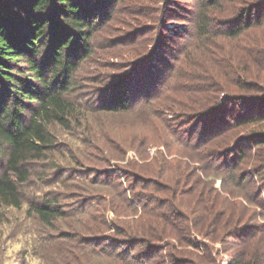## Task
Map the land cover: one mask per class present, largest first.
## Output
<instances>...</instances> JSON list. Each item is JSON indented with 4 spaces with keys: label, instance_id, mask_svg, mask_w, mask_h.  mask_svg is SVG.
I'll return each instance as SVG.
<instances>
[{
    "label": "rangeland",
    "instance_id": "obj_1",
    "mask_svg": "<svg viewBox=\"0 0 264 264\" xmlns=\"http://www.w3.org/2000/svg\"><path fill=\"white\" fill-rule=\"evenodd\" d=\"M219 2L222 8H210L208 13L209 23L217 22L212 33L218 36L220 22L235 15L237 12L232 11L240 4L239 0ZM199 5L197 0H111L106 6L110 17L94 32L92 53L80 63L75 88L66 94L73 105L68 114L70 124L49 126L56 147L45 153L47 160L28 165L29 178L19 185L20 206H0V264L58 261L55 253L59 243L48 242L51 235L77 229L87 236L91 228L97 231L100 227L111 235L113 230H107L111 220H137V215L145 211L133 213L124 206L136 201L168 220V227L177 230L173 233L184 238L186 245L178 247L174 240L165 239L160 243L164 249L150 256L144 255L143 246H136L130 255L122 256L133 264H229L240 255L264 264V205L250 206L241 199L252 196L259 181L239 180L248 168L247 156L253 155V145L242 148L247 156L239 161L232 153L217 155L213 161H202L200 157L231 145L245 133V128L235 126L221 131L208 142L209 135L203 129V124L208 123L202 124L199 117H194L195 103L217 96L210 90L186 92L187 87L197 84L192 64L198 60L199 47L206 42L201 38L199 45L195 37ZM122 84L131 104L124 111L104 109L105 100ZM210 167L212 170H208ZM126 173L140 179L145 175L146 181L141 183ZM158 173L167 179L164 183L170 191L157 189L158 184L163 185ZM200 182L212 189L206 193H218L227 204L240 203L235 211L231 206L234 218L227 212L221 217L228 222L226 233L215 230L216 224L211 228L205 225L202 234L193 229L184 233L185 224L177 218L187 216L186 209L176 205L179 198L191 199L200 189ZM38 192L56 197L57 205L66 214L55 221L56 231L45 227L27 210L28 199ZM208 201L205 193L192 200L198 207L206 203L207 208L211 207ZM236 213L238 218L243 217L240 224L232 221ZM150 216L146 212L139 220L158 229L148 223ZM102 220L106 228L99 224H104ZM157 222L162 221L157 218ZM124 225L117 227L123 229ZM235 227L247 230L234 237ZM98 258L91 256L87 261L100 263Z\"/></svg>",
    "mask_w": 264,
    "mask_h": 264
},
{
    "label": "trees",
    "instance_id": "obj_2",
    "mask_svg": "<svg viewBox=\"0 0 264 264\" xmlns=\"http://www.w3.org/2000/svg\"><path fill=\"white\" fill-rule=\"evenodd\" d=\"M197 1L200 5L195 37L197 44L201 43V38L206 42L199 47L198 60L192 64V75L197 84L187 87L186 92L198 94L210 90L217 96L195 103L194 117H199L202 124L208 123L206 126L203 124L205 134L209 135L208 142L221 131L235 126L245 128V133L231 145L200 157L202 161H213L217 155L223 157L232 153L239 161L247 156L242 148L253 145V155L247 156L248 168L239 180L253 183L257 179L259 188L252 196L241 199L247 205L261 208L264 205V0H239L238 9L232 11L236 9L233 7L231 10L237 13L220 22L219 36L212 33L217 22L213 21V26L208 16L210 8H222L219 0ZM110 3L111 0H0V206H20L22 195L19 185L29 178L28 165L33 161L47 160L44 159L45 153L56 147L49 126L59 124L67 127L70 124L68 114L73 105L66 94L75 88V73L80 63L92 53L94 32L110 17L106 13V6ZM215 38L221 40L215 42ZM222 96L225 98L220 101ZM127 97V89L122 84L105 100L104 109L124 111L131 104ZM179 107L190 108L182 104ZM157 156L160 152L156 153ZM237 165L232 167L231 172ZM126 175L141 183L146 181L145 175L142 179L133 174ZM158 178L163 185L158 184L157 189L170 191L164 183L167 179L159 173ZM200 183V189L194 191L196 194L191 199L179 198L181 201L176 205L186 209L187 216L177 218L185 224L182 227L184 233L193 229L202 234L203 227L208 224L210 228L216 224L215 230L226 233L228 222L221 217L227 212L234 218L235 208L240 203L227 204V200L221 199L218 193H206V190L212 189H208L206 183ZM203 193L209 197L211 207H205L208 206L206 203L198 207L192 202L196 195ZM119 197L121 203L125 201L121 192ZM55 198L38 192L28 199L27 210L45 227L56 231L55 221L64 219L66 214ZM124 206L133 213L145 211L137 215V220H111L112 224L107 227L111 233L113 230L111 235L106 234L102 227L97 231L91 228L87 236L77 229L72 233L66 230L51 235L48 242L59 243V247H56L58 252L55 253L58 261L50 259L49 264H89L87 259L91 256L101 258H98L100 263L94 264H133L122 256L130 255L136 246H143L144 255L150 256L162 250L164 246L160 243L165 239L174 240L178 247L186 245L184 238L173 233L177 230L168 227V220L155 215L153 208L151 211L137 201L127 202ZM218 208H221L220 211H217ZM146 212L151 213L147 222L158 226V229L148 227L147 223L139 220L140 215ZM236 216V220L228 219L242 223L243 217L238 218L237 213ZM157 218L161 219V224ZM196 220L198 222L195 223ZM101 223L106 228L105 222ZM122 223L125 224L123 229L118 228ZM246 230L247 227H235L233 235L240 237ZM58 237L64 238L65 242ZM119 248L120 251H115ZM261 262L240 255L229 264Z\"/></svg>",
    "mask_w": 264,
    "mask_h": 264
}]
</instances>
